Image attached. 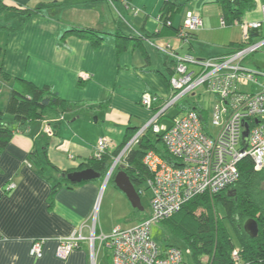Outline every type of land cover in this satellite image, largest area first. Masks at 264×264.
I'll use <instances>...</instances> for the list:
<instances>
[{"label": "crops", "instance_id": "0c3cea01", "mask_svg": "<svg viewBox=\"0 0 264 264\" xmlns=\"http://www.w3.org/2000/svg\"><path fill=\"white\" fill-rule=\"evenodd\" d=\"M166 1L185 5L174 20L176 28L188 12L201 17L202 29L190 44L175 36L156 35ZM220 2L5 0L8 7L46 8L28 19L13 10L0 17V115L13 89L26 90L18 81L38 89L52 88L68 110L46 113L29 123L0 151V264H91L87 242L66 262L58 260L55 252L59 239L75 233L89 238L94 224L97 236L110 235L119 226L128 229L139 224L128 199L114 183L116 204L121 205L117 209L122 215L112 230L97 226L102 181L70 187L63 173L81 171L82 165L96 160L100 139L108 144L105 155H113L129 134L149 123L172 95L169 79L175 68L168 53L208 60L238 48L243 31L236 25L221 26ZM262 5L264 0H252V8L244 12L241 22H262L264 34ZM8 12L14 15L8 17ZM73 27L104 33L103 41L96 45L92 38H64ZM140 34L151 39L119 50L120 35L133 38ZM83 73L90 74L88 81L82 80ZM145 94L159 97L152 109L141 104ZM48 127L52 135L45 133ZM11 184L15 188L9 190ZM110 203L112 208L115 204L111 199ZM36 240L46 241L41 259L30 254Z\"/></svg>", "mask_w": 264, "mask_h": 264}, {"label": "built area", "instance_id": "2783aa9c", "mask_svg": "<svg viewBox=\"0 0 264 264\" xmlns=\"http://www.w3.org/2000/svg\"><path fill=\"white\" fill-rule=\"evenodd\" d=\"M264 15V5H262ZM170 26L171 23L168 22ZM243 31L244 46L219 58L198 60L189 55L168 53L175 61L173 75L169 79L172 95L159 107L149 123L138 130L120 154L113 158L108 180L115 170L126 165V159L148 133L160 136L169 155L178 163L173 165L157 152L146 153L143 164L151 174L146 184L149 192V215L133 228L116 227L110 235H96V225L91 236L82 233L59 239L55 256L66 262L70 256L87 242L91 249V264H99L96 243L108 250L112 264H188L185 252L177 246L159 247L152 238V227L161 224L179 213L192 200L202 196L213 197L239 179V163L251 158L256 171L264 169V72L248 71L242 62L250 54L264 48V40L251 39V31L263 27L262 22H235ZM201 17L188 12L177 27V38L190 44L191 35L202 29ZM221 26L227 27L221 19ZM168 48H170L168 46ZM190 66L199 67L198 72ZM88 81L90 74L80 75ZM203 89L211 96L209 122L198 110H188L174 117L170 126L162 125V118L172 108H177L183 99L191 102ZM199 94V99H201ZM200 101V100H199ZM159 97L145 94L143 107L152 109ZM246 125L249 129L247 145L244 142ZM45 133L52 135L48 127ZM106 139L98 143L96 160L106 154ZM107 180V181H108ZM15 188L11 184L9 190ZM139 196L144 190L140 189ZM46 241H33L31 256H44ZM238 260L237 253H233Z\"/></svg>", "mask_w": 264, "mask_h": 264}, {"label": "trees", "instance_id": "16d2710c", "mask_svg": "<svg viewBox=\"0 0 264 264\" xmlns=\"http://www.w3.org/2000/svg\"><path fill=\"white\" fill-rule=\"evenodd\" d=\"M220 4L223 13L222 18L226 21L227 27L234 26L233 24L235 22L241 23L244 12L252 8V0H221ZM45 8L44 5L35 9L20 8L18 6L8 7L5 0H0V17L8 10H13L23 17V19H28L39 14ZM184 9L185 5L166 1L162 13L160 14L161 28L156 35L159 37L175 36L177 38V28L175 27L174 20L176 16L183 13ZM168 22L171 23L170 26ZM197 33L191 35V40L195 39ZM103 34L104 33L93 29L73 27L65 33L64 38L70 35L92 38L95 44L98 45L103 41ZM149 39H151L149 35L143 34L133 38L120 35L118 37V48L120 51H126L128 49L127 44H135ZM251 39L252 41L256 39L264 40L262 28L251 31ZM243 46L244 43L241 42L235 50H239ZM173 62L175 68V61ZM18 82H20L26 90L19 91L13 89L8 97L3 112H1L0 151L5 150L14 135L23 132L29 123L42 119L46 113L54 112L57 114L60 112L58 111L59 109L62 112L68 110L65 102L52 88L46 86L42 89H38L30 83L24 81ZM177 108L179 113L188 110H198L206 120L209 115L207 109L197 104L191 105L188 103L179 105ZM135 134L136 131L129 134L125 142L113 153V155H104L99 161L92 160L86 165H82V170L93 169L100 174V178L97 180H103L113 164L112 157H117ZM150 150L157 152L173 165H178L167 152L160 136H157L156 143H153L151 139L146 136L141 140L140 144L131 151L126 159V165H124L125 172L130 177L137 192H139L142 187L146 190V184L151 178V174L143 164V159ZM52 168L60 172L56 167L52 166ZM238 168L239 179L235 184L213 197L202 196L192 200L179 213L163 222V224L171 228L177 235V238L179 237L178 240L184 242L186 246L191 249L194 264H200L197 252H202L199 247L200 244L204 248L203 253L210 256L208 264H264V169L256 171L251 158L243 159L239 163ZM119 171L120 167L115 170L109 182L112 181L115 183V177ZM63 174L67 176L70 172ZM69 184L70 187H76L85 183ZM60 186L61 185H58L54 188L53 194ZM210 198L220 203L226 217L225 219L230 224L234 235L228 232L226 224L223 223L224 219L218 221L217 214L214 215L211 207L207 208H209L212 217L206 216L202 219H197L194 216V212L199 209L201 205L206 204L207 206V203L209 204L208 200L211 201ZM248 220H255L258 224L259 233L256 238H251L245 232L244 226L245 222ZM237 244L242 248V253H240L241 260L239 261L233 258V251ZM167 246H177L181 248L178 244L173 243Z\"/></svg>", "mask_w": 264, "mask_h": 264}, {"label": "rangeland", "instance_id": "374dc122", "mask_svg": "<svg viewBox=\"0 0 264 264\" xmlns=\"http://www.w3.org/2000/svg\"><path fill=\"white\" fill-rule=\"evenodd\" d=\"M8 13H9V15L8 14L7 15L9 17L10 14H12V13L11 12H8ZM12 15H14V14H12ZM243 22L247 23L250 21L247 19H244ZM236 33H238V32H236ZM190 57H192V56H190ZM192 58H194V57H192ZM242 65L248 71H260L263 73L264 72V48L259 50L258 52L254 53V54H250L249 56H247L245 58V60L242 62ZM189 68H190V70H194L196 72H198L200 70L199 67H195V66H190ZM17 84L20 85V82H17ZM199 94H201V96H200L201 99H199ZM211 98L212 97L209 96V94H206L203 89H199L197 97L195 96L194 99L191 100V102H193V101H195L196 103L199 102L197 105L203 106L205 109L208 110L209 107H211V102H210ZM183 104H188L187 98L183 99L180 105H183ZM180 115H181V113H179L178 108H176V107L172 108L162 118L161 124L170 126L173 118L180 116ZM207 119L209 122V119H210L209 115H208ZM147 136H148V138L151 139V141L153 143L157 142V137L152 132L148 133ZM101 181H102V188L103 189L101 190L100 197H99V203H98V208L96 211L95 222H96L97 226L102 224L109 231L115 227V225H116L115 221H116V219H118V216L122 215V213L117 209V206H118V208H121V205L116 204V196H114L115 192H113V191H116V190H113L115 188L114 183L112 181H110V182L108 181L105 184V178ZM104 184H105V186H104ZM142 189L144 190V194L141 197V201H142V205H143L145 210L143 212H137L134 209L132 210L136 214V218H137L136 220L137 221H139V220L141 221L142 219L147 217V215H149V212H150L149 211V196H150L149 192H147L144 187H142ZM111 196H112V198H111ZM110 199H111L112 204H115L114 206H112V208L110 207V204H111ZM208 202H209V204L207 203V206H206V204L201 205V207L194 212V216L197 219L198 218L202 219L206 216L212 217L209 208H207V207H211L214 215L217 214L218 221H221L224 219L223 223L226 224L228 232L231 235H234V232L232 231L230 224L225 219L226 217L224 215V212L221 208L220 203L217 201H213V199H211V201L208 200ZM127 221H128V219H127ZM122 225L127 226L124 221L122 222ZM152 238L155 241V243L161 248L166 247L167 245H169L171 243L178 244L181 247V249L185 252L186 257H187V262H189V264H194V261L192 259L191 249L188 248L184 242L178 240L179 237L177 238V235L171 230V228L168 225L161 223V224H157V225L153 226L152 227ZM199 247L201 248V251H202V252L197 251L199 263L200 264H208L210 256L203 253L204 248L201 246V244ZM96 251H97L96 254L98 255L97 257H98L99 264H112V260H111L109 251L105 250L100 245V241H98L96 243ZM233 253H237V258H239L238 261L241 260L240 253H242V248L238 244L234 248Z\"/></svg>", "mask_w": 264, "mask_h": 264}, {"label": "water", "instance_id": "95a60500", "mask_svg": "<svg viewBox=\"0 0 264 264\" xmlns=\"http://www.w3.org/2000/svg\"><path fill=\"white\" fill-rule=\"evenodd\" d=\"M249 135V129L246 125V131L244 132V142L247 145ZM113 169L110 168L105 181L108 180L110 175V171ZM66 179L72 184H81L86 182H92L100 178V174L94 171L93 169H85L77 172H73L64 175ZM115 185L116 187L126 196L132 208L136 211L143 212L144 207L142 205L141 197L139 196L134 184L132 183L130 177L125 172L124 166L120 167V171L117 173L115 177ZM245 232L251 237L256 238L259 233V227L255 220H248L244 226Z\"/></svg>", "mask_w": 264, "mask_h": 264}, {"label": "clouds", "instance_id": "9594fccd", "mask_svg": "<svg viewBox=\"0 0 264 264\" xmlns=\"http://www.w3.org/2000/svg\"><path fill=\"white\" fill-rule=\"evenodd\" d=\"M105 179H106V177H105ZM109 180H110V179H109ZM109 180H108V181H109ZM108 181H107V182H108ZM140 197H142V196H140ZM144 210H145V209H144Z\"/></svg>", "mask_w": 264, "mask_h": 264}]
</instances>
